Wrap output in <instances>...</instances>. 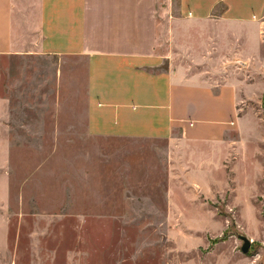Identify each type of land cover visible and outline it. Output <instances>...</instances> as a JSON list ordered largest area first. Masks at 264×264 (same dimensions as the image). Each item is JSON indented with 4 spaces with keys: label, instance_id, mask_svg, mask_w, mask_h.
I'll return each mask as SVG.
<instances>
[{
    "label": "rangeland",
    "instance_id": "374dc122",
    "mask_svg": "<svg viewBox=\"0 0 264 264\" xmlns=\"http://www.w3.org/2000/svg\"><path fill=\"white\" fill-rule=\"evenodd\" d=\"M166 16L159 17L162 55L172 45L170 34L179 41L168 21L172 12ZM215 42L200 55H180V63L216 87L232 74L255 85L258 92L241 104L240 114L252 113L257 140L234 133L216 180L204 191L178 190L174 206L167 204L160 159L147 176L138 166L140 151H159L164 143L91 136L84 113L81 124L68 111L60 119L56 58L27 49L4 58L0 264H264V60L247 70L231 62L230 45L220 54ZM125 147L133 150L131 173L118 156ZM144 180L156 188L147 189ZM239 234L252 241L247 253Z\"/></svg>",
    "mask_w": 264,
    "mask_h": 264
},
{
    "label": "crops",
    "instance_id": "0c3cea01",
    "mask_svg": "<svg viewBox=\"0 0 264 264\" xmlns=\"http://www.w3.org/2000/svg\"><path fill=\"white\" fill-rule=\"evenodd\" d=\"M171 1L0 0V95L6 56L27 49L56 58L64 99L60 119L62 111L74 123L85 117L94 137L164 143L159 151H140L138 166L147 176L160 159L167 204L174 206L178 190L209 188L232 135L255 141L258 125L251 112L240 114L241 104L258 92L255 85L232 74L216 87L202 72L180 63V55H200L216 41L218 53L228 44L235 50L231 62L252 70L264 60L259 21L264 0H179L177 7ZM163 12L180 44L173 50L176 40L170 34L166 55L159 52ZM121 151L118 156L131 173L133 150ZM145 183L147 189L157 186Z\"/></svg>",
    "mask_w": 264,
    "mask_h": 264
},
{
    "label": "water",
    "instance_id": "95a60500",
    "mask_svg": "<svg viewBox=\"0 0 264 264\" xmlns=\"http://www.w3.org/2000/svg\"><path fill=\"white\" fill-rule=\"evenodd\" d=\"M239 237L243 242L241 246V250L242 252L247 253L252 246V241L250 238H248L246 235L243 234H239Z\"/></svg>",
    "mask_w": 264,
    "mask_h": 264
}]
</instances>
